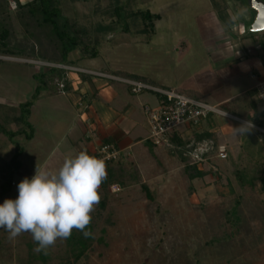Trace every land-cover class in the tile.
I'll list each match as a JSON object with an SVG mask.
<instances>
[{
    "label": "rangeland",
    "instance_id": "1",
    "mask_svg": "<svg viewBox=\"0 0 264 264\" xmlns=\"http://www.w3.org/2000/svg\"><path fill=\"white\" fill-rule=\"evenodd\" d=\"M5 1L8 13L14 14V1ZM28 1L31 0H21L22 3ZM57 1L62 16L79 33H88V44L98 54L93 59H81L79 51L70 53L69 60L77 59L75 66L95 72H130L146 76L156 86L171 88L173 92L196 90L201 102L214 107L253 84L248 77L240 76L231 86L228 80L214 73L213 63L217 54L230 58L231 48L242 50L237 43H232L235 47L218 50L213 40L232 34L238 42L242 39L259 41L264 35V32H246L254 14L245 0L240 3L214 0L219 5L218 10L212 0ZM116 6L122 9L118 17L113 12ZM147 12L158 18L145 20L142 13ZM10 40L22 48L29 49L32 44L17 24ZM34 48L37 51V46ZM47 50L51 58L53 52L49 47ZM0 60L6 61L0 65V127L16 133L19 127L14 125L12 118L19 117L20 105L35 94L38 83L34 75L46 72L49 67L62 68L32 59L0 57ZM67 70L77 69L68 67ZM64 78L54 76V89L50 92L61 90V85H66ZM224 82L225 90L220 92ZM157 99L148 106H157L161 98ZM33 102L35 106L30 107L27 118L30 128L25 129V134L35 130L36 138L28 142L25 134H16L10 139L0 132V165L11 162L17 149L21 151L13 162L15 171L11 174L9 195L14 199L18 196L17 185L22 181L19 173L23 171L17 174L16 165H26L35 171L37 164L42 167L50 163L53 150L49 145H57V133L62 135L69 127L63 106L52 99ZM257 106L263 110L264 102L258 101ZM145 118L148 125L146 115ZM217 119L223 122V127L219 123L211 129L202 125L186 132L180 127L176 134L182 135L187 146L181 150L163 149L166 162L159 169H148L143 177L137 169H121L117 185L122 192L119 195L107 192L104 208L96 206L89 225L93 235L88 243L83 233L74 229L69 238L57 240L47 254L37 253L30 234L24 233L15 241H9L8 233L0 229V264L264 262V148L260 134L251 129L240 135L235 129L241 125L233 124L230 128L225 120ZM75 129V136H79ZM208 129L212 137L199 142L197 135ZM148 133L150 135L149 126ZM41 139L48 142L43 143ZM219 146L225 147L227 161L224 163L215 161V149ZM207 152L211 153L210 157L203 158ZM58 154L52 160L60 164L62 160ZM191 163L202 171V177L188 178L186 170L194 169ZM49 168L55 167L49 164ZM146 192L152 200L147 199ZM82 250L83 254L77 257Z\"/></svg>",
    "mask_w": 264,
    "mask_h": 264
},
{
    "label": "crops",
    "instance_id": "2",
    "mask_svg": "<svg viewBox=\"0 0 264 264\" xmlns=\"http://www.w3.org/2000/svg\"><path fill=\"white\" fill-rule=\"evenodd\" d=\"M260 39L259 41L242 39L238 42L237 37L231 34L227 38L212 41L214 47L218 50L231 48V46L235 47L236 45L232 43H237L239 49H242L233 51V48H231L232 55H230V58L222 57L220 54L215 55L213 60L214 73L220 74L219 76L223 77L225 81L228 80L227 82L231 83V86L237 80V77L242 76L251 79L253 81L252 86L237 95L255 92V102L257 104L256 88L264 82V35H261ZM76 61L77 59L73 62L76 63ZM74 68L79 71L65 70L62 75V78L65 77L66 91L63 90L65 86L61 85V90L43 92L42 98L38 96L35 100V103H39L42 100L52 99L55 103L63 106V112L67 114L66 123L69 124L67 131L63 130L64 134L62 135L60 132L57 133V145H49V149H52L54 154L51 156L52 159L59 153L60 157L58 158L63 160L65 156L75 155L82 150H86L90 155L95 156L101 146L112 145L120 152V159L116 163L106 164L107 175L109 171L116 173L114 182L107 188L108 193H110V186L117 185L120 182L121 177L118 172H121V169H137V173L142 177L148 169H159L166 162L163 149L173 147L169 145V136L166 144L158 147L160 149H157L150 142L148 125L143 111V108L151 104V101L157 102L159 95L153 92H150L153 94L152 97L148 94L149 92L133 94L131 88L122 81L137 82L134 79L125 80L115 77L118 80L111 81L91 75V73H98L111 76L105 71L95 72L78 66ZM129 75L146 78L152 82V79L146 76H138V74L134 75L130 72ZM223 84L220 92L225 90L226 83ZM230 99H225L219 105ZM34 106L35 104L32 105V107ZM60 106L59 108H61ZM154 106L156 107V104ZM261 111H264V108ZM224 122L229 124L230 128L231 126L234 127L233 124H237L229 120ZM218 123L221 125L223 122L221 123L220 120L215 119V124ZM221 126L223 127V125ZM75 127L79 132V136H75L73 130ZM189 130L193 129L185 128L184 132ZM180 137L182 139L181 134ZM34 138H36L35 130L30 140L27 141L30 142ZM41 142L46 143L48 141L41 139ZM52 159L50 163L44 164L42 167H49V164L57 167L59 163ZM192 164L195 163L190 165ZM16 169L17 174L19 170H23L21 175L19 173L21 180L25 178L23 174L27 175L26 177L29 179L35 175V171L30 170L31 168L26 165H16ZM253 264H264V262H254Z\"/></svg>",
    "mask_w": 264,
    "mask_h": 264
},
{
    "label": "trees",
    "instance_id": "3",
    "mask_svg": "<svg viewBox=\"0 0 264 264\" xmlns=\"http://www.w3.org/2000/svg\"><path fill=\"white\" fill-rule=\"evenodd\" d=\"M15 3V13L10 14L7 11V2L5 0H0V57L14 58V59H32L36 61H41L48 64L63 66V67H75V62L70 61L68 59V55L72 52L79 51L82 56L81 59H93L97 57V52L94 49L90 48L88 44V33H79L76 27L73 24H70L69 20L62 16L61 9L59 7V3L57 0H31L25 3H22L21 0H13ZM238 3L242 2V0H236ZM212 4L216 10L219 9V5L212 0ZM122 9L119 6L114 7L113 12L118 17L121 13ZM143 17L146 19H157L156 15H151L149 12L142 13ZM14 20V22H13ZM13 23H12V22ZM16 21V22H15ZM120 22V19H118ZM19 25L23 32L26 33L28 39L32 41L29 49L26 47H20L19 45L13 44L10 40L13 32L14 26ZM46 44V46H45ZM34 46H37V51H35ZM45 46V47H44ZM47 47L53 52V56H49ZM37 52V54H36ZM6 61L0 60V65ZM64 69H58L56 67L47 68L46 72L34 75L35 81H37L38 86L36 87L35 94L31 96V100L25 102L20 105L21 114L17 118H12L13 123L16 127H19L16 133L8 132L3 127H0V132L6 135L8 138L12 139L16 134H25V129H29L30 125L27 122V118L29 116V109L34 104L33 101L37 99L40 92H47L54 89L52 85V78L54 76H58L62 78L64 74ZM106 72V71H105ZM111 76L118 77L121 79H134L139 83L147 84L148 86L172 91L171 88L167 87H159L156 86L151 81H148L146 78L132 76L126 73L121 72H106ZM67 86H65L66 89ZM176 93L184 95L186 97L195 99L197 101H201L197 93L191 90H175ZM191 95H195L191 96ZM255 92L251 93H242L237 95L236 97L226 101L225 103L218 106V109L234 118L242 120L244 122H250L253 126L264 130V117L263 111L259 110L257 107V103L255 102ZM160 97V96H159ZM33 103V104H32ZM215 119H217L214 115H209L198 127H193L194 129H198L202 127V125H208L209 129L216 126ZM225 120V119H223ZM236 123V122H235ZM239 124V123H237ZM241 125V124H239ZM191 128V127H190ZM208 129V130H209ZM256 131V130H255ZM251 132V130H250ZM262 145L264 148V134L258 131ZM32 131L30 130L29 134H25V139L30 140L32 136ZM201 135H197L198 141L201 142L203 140L210 139L212 137L211 131H203L200 133ZM169 145L177 148L178 150L182 149V147L187 146L185 142L182 141L181 137L176 134V132L169 135ZM217 148L215 149L214 156L216 154ZM187 151V150H186ZM21 154V151L17 149L16 154L12 157L11 162L8 164L2 163L1 166V178L2 184L0 185V204L4 202L5 199H13L10 194L11 186H12V175L14 173L13 162L16 161L18 156ZM209 152L204 153L202 155L203 158L209 156ZM213 154V153H212ZM212 156V155H211ZM184 157L186 155L184 154ZM210 157V156H209ZM183 157H181L182 159ZM188 158V157H186ZM185 158L182 159L184 161ZM218 163H224L227 161H218ZM112 164V163H107ZM189 164V162H186ZM193 166L194 169H187L186 174L189 179H197L203 176L201 170L196 168V164L190 165ZM257 169H261L257 166ZM193 172H189V171ZM10 174V175H8ZM12 174V175H11ZM116 173L109 171L107 175V179L102 183L99 191L101 194V200L99 202V207L104 208L107 188L114 182ZM239 175L237 174V177ZM239 180V179H238ZM252 187L253 182L249 183ZM146 197L149 200L151 196L149 192H146ZM91 240V237L87 238L86 243ZM84 242V243H85ZM84 243L82 245H84ZM85 243V246H86ZM83 254V250L78 254L77 257H80Z\"/></svg>",
    "mask_w": 264,
    "mask_h": 264
},
{
    "label": "clouds",
    "instance_id": "4",
    "mask_svg": "<svg viewBox=\"0 0 264 264\" xmlns=\"http://www.w3.org/2000/svg\"><path fill=\"white\" fill-rule=\"evenodd\" d=\"M252 127L247 122L235 132L244 135ZM106 179L105 161L86 150L65 156L55 168L37 164L35 175L17 185V198L0 204V229L8 233L9 241L30 234L36 244L34 251L45 254L57 240L69 238L74 229L88 238L93 235L89 225Z\"/></svg>",
    "mask_w": 264,
    "mask_h": 264
},
{
    "label": "built area",
    "instance_id": "5",
    "mask_svg": "<svg viewBox=\"0 0 264 264\" xmlns=\"http://www.w3.org/2000/svg\"><path fill=\"white\" fill-rule=\"evenodd\" d=\"M61 68L67 70V67L61 66ZM91 75L111 81L118 80L115 77L98 73H91ZM122 82L126 83L131 88L133 94L153 92L160 96L161 100L156 107L150 108L145 106L143 108L150 129L149 140L155 147L164 146L168 136L176 132L180 127H198L209 115H214L217 118L233 121L241 125L246 123L220 111L218 107L209 106L204 102L197 101L173 91L154 88L138 82ZM256 90L258 101L264 102V82L260 83ZM252 129L264 134L263 129L255 126H253ZM95 156L103 159L106 164L116 163L120 159V152L112 145H104L99 148ZM215 159L218 161H225L227 159L224 146H219L217 148ZM121 191L122 189L118 185H112L109 188V192L112 195H117L121 193Z\"/></svg>",
    "mask_w": 264,
    "mask_h": 264
},
{
    "label": "water",
    "instance_id": "6",
    "mask_svg": "<svg viewBox=\"0 0 264 264\" xmlns=\"http://www.w3.org/2000/svg\"><path fill=\"white\" fill-rule=\"evenodd\" d=\"M247 7L254 14L252 23L247 27L248 34L264 32V0H245Z\"/></svg>",
    "mask_w": 264,
    "mask_h": 264
}]
</instances>
